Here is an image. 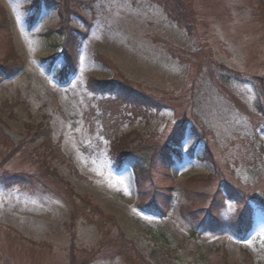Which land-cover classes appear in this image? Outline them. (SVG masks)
Instances as JSON below:
<instances>
[{
  "label": "rangeland",
  "instance_id": "1",
  "mask_svg": "<svg viewBox=\"0 0 264 264\" xmlns=\"http://www.w3.org/2000/svg\"><path fill=\"white\" fill-rule=\"evenodd\" d=\"M45 1L0 0V64L21 65L0 77V176L26 179L0 182V264H68L71 251L81 264H264V0H186L180 23L162 0ZM60 20L74 30L66 78ZM130 151L144 176L119 160ZM232 193L251 208L245 237L191 235V215L221 206L232 220Z\"/></svg>",
  "mask_w": 264,
  "mask_h": 264
},
{
  "label": "trees",
  "instance_id": "2",
  "mask_svg": "<svg viewBox=\"0 0 264 264\" xmlns=\"http://www.w3.org/2000/svg\"><path fill=\"white\" fill-rule=\"evenodd\" d=\"M65 0H63L64 2ZM67 1V0H66ZM70 1V0H68ZM47 3V7H59V2H54L52 0L45 1ZM163 3H165L168 7H171V11H169V14H173V18L176 22H183L187 21L189 19L188 12H187V4L186 0H162ZM39 3V1H38ZM37 3V5H38ZM74 32L73 29H67V26L65 25V22L61 21L58 23V30L57 33H59L64 38L63 43V49L65 52V60L66 64L64 65L63 69L60 71V75L63 78H66L67 75L72 73V64H73V54L72 51L74 50V36L72 34ZM21 69L20 62H9L6 64H0V77L1 78H10L14 76L19 70ZM88 87L91 91L97 92L100 94H109L113 95L114 98L117 100V102L122 104H128L132 106H144L152 109L159 110L161 109V104L152 97H149L138 90H135L131 87H129L125 83L120 82H114V81H98V80H91L88 82ZM264 115V112H262ZM180 131L175 133L172 138L170 139V142L173 145H177L179 142V139L181 138ZM166 144L165 149H167L170 153L165 156L166 161H169V159L173 156V150L171 143ZM165 151V150H164ZM134 151H130L129 153L122 154L119 160L126 159V162L131 164L132 170L134 174L138 177L144 176L145 170L147 172L148 167H146V161L145 159L139 158L138 156L132 155ZM164 153V152H163ZM163 153L160 156L163 158ZM129 156V157H128ZM165 162L162 160L161 165L162 168L166 169L164 166ZM48 166V164H47ZM49 167V166H48ZM49 173L57 178V174L53 169L49 168ZM0 182L7 186H15V185H22L26 182V179L24 176H17V175H7V176H0ZM142 193V192H141ZM229 197V196H228ZM233 199H235L236 204L238 205V208L234 215L232 216V220H225L221 212H218L221 206H218L214 213H204L203 215L199 217L190 216L191 220H194L196 223V226L191 230V235L198 234L202 231H207L210 233L220 232L221 229L224 228H231V231L238 239H243L248 232V230L251 227V208L247 202H244L242 200H239L235 197V194L232 193L230 195ZM224 198V196L222 197ZM255 203L259 204L261 209L264 212V203L254 201ZM144 203V202H143ZM142 203V204H143ZM144 210L151 214H157L161 215L162 213V205L158 204L154 200H147L144 204ZM195 233V234H194ZM119 238H120V244L122 242L127 243L126 240H124L123 234L119 232ZM125 252V251H123ZM126 253V252H125ZM125 253L123 255H125ZM128 259L127 257L125 258ZM130 261V260H129ZM126 261V262H129ZM68 264H81L77 258L75 253L71 251V258L68 261ZM224 264H255L249 257H246V259L240 263H227L224 262Z\"/></svg>",
  "mask_w": 264,
  "mask_h": 264
}]
</instances>
